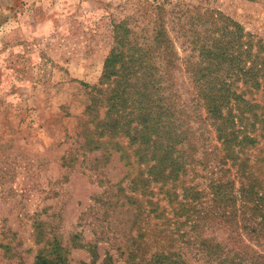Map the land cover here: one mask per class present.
<instances>
[{"label":"rangeland","instance_id":"1","mask_svg":"<svg viewBox=\"0 0 264 264\" xmlns=\"http://www.w3.org/2000/svg\"><path fill=\"white\" fill-rule=\"evenodd\" d=\"M143 1L0 0V264H153L158 253L207 264L189 225L171 223L166 201H159L166 216L156 218L158 187L144 197L133 184L128 138L107 136L103 108L85 115L113 25L152 26ZM150 2L169 13L187 4L218 9L264 41V0ZM193 126L204 134L199 148L216 138L205 124ZM202 152L194 154L198 172ZM215 220L205 219L215 222L204 234L211 245L226 238Z\"/></svg>","mask_w":264,"mask_h":264},{"label":"trees","instance_id":"2","mask_svg":"<svg viewBox=\"0 0 264 264\" xmlns=\"http://www.w3.org/2000/svg\"><path fill=\"white\" fill-rule=\"evenodd\" d=\"M142 8L149 29L133 30L128 20L113 25L85 115L103 108L107 136L128 138L137 158L133 184L140 182L144 197L158 187L156 218L166 216L159 207L166 201L171 223L189 225L207 264H264V41L218 9L187 4L169 13L150 0ZM197 121L216 137L200 148ZM210 218L226 235L215 245L204 236ZM168 256L154 254L153 264H179Z\"/></svg>","mask_w":264,"mask_h":264}]
</instances>
